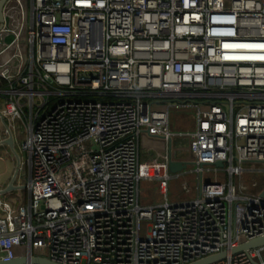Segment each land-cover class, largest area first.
<instances>
[{
    "label": "built area",
    "instance_id": "1",
    "mask_svg": "<svg viewBox=\"0 0 264 264\" xmlns=\"http://www.w3.org/2000/svg\"><path fill=\"white\" fill-rule=\"evenodd\" d=\"M261 45L264 0H9L0 146L14 179L28 172V198H0V261L188 264L228 250L211 264H264V246L230 253L264 234V187L243 166L264 164ZM180 107L195 109L193 130L172 131ZM170 160L195 165V197L168 201L185 169ZM143 179L166 199L141 204Z\"/></svg>",
    "mask_w": 264,
    "mask_h": 264
},
{
    "label": "rangeland",
    "instance_id": "2",
    "mask_svg": "<svg viewBox=\"0 0 264 264\" xmlns=\"http://www.w3.org/2000/svg\"><path fill=\"white\" fill-rule=\"evenodd\" d=\"M170 127L173 132H182L186 130H193L195 128V109L194 108H171L170 110ZM22 138L18 139L21 140ZM18 148V147H17ZM14 158V160H13ZM15 161V162H14ZM244 168L254 169L252 174L245 176V180L249 185L254 181L259 183V189L264 187V164L256 161H248L243 163ZM25 168V167H24ZM22 168V169H24ZM17 169V159L14 151L10 148V152L2 150L0 155V175L9 176L13 183H17L22 178V170L18 171L17 177L14 179V173ZM195 169L194 164H189L180 175L175 176L171 173L172 178L169 181V192L168 201L176 202L185 198H193L196 196L195 185L197 184L198 177L192 171ZM204 177L206 180L215 178L213 173L208 171L205 172ZM219 179H225L226 175L220 173ZM187 182L191 188V192L188 194L184 193L183 183ZM17 192V193H16ZM26 196V190L17 189L15 194L12 196L17 201L19 198L22 200ZM166 199V195L160 192V182L158 179H143L140 183V203L143 205H158ZM264 255V253H263Z\"/></svg>",
    "mask_w": 264,
    "mask_h": 264
},
{
    "label": "water",
    "instance_id": "3",
    "mask_svg": "<svg viewBox=\"0 0 264 264\" xmlns=\"http://www.w3.org/2000/svg\"><path fill=\"white\" fill-rule=\"evenodd\" d=\"M8 1L9 0H0V30L3 28L4 23H5V6H6ZM6 143L12 147L13 146V138L9 137L6 140ZM223 164H224V162L222 160L215 162V165L219 166V167H222ZM186 167H187L186 162L173 161V160L169 161V169L171 172H177V171H180ZM17 187H21V186H16L13 183V181H11L7 187L0 189V195L4 194V193H6L12 189H15ZM263 246H264V234L260 235V236H256L254 238H251L248 241H245V242L241 243L240 245L232 248L230 253L235 254V253H238L241 251H246V250H249L252 248H258V247H263ZM228 255H229V251L223 250L219 253L198 259V260L190 262L188 264H211V263L217 262L219 260H222L224 258H227ZM24 261L25 260L23 258H17V259H12L9 261H0V264H18V263H22ZM32 261L34 263H41V264H60V263L53 262L51 260H48L45 258H40V257H33Z\"/></svg>",
    "mask_w": 264,
    "mask_h": 264
},
{
    "label": "crops",
    "instance_id": "4",
    "mask_svg": "<svg viewBox=\"0 0 264 264\" xmlns=\"http://www.w3.org/2000/svg\"><path fill=\"white\" fill-rule=\"evenodd\" d=\"M20 138H22L21 134L18 135V138L16 140L19 142L20 140H18V139H20ZM2 150H5V152L9 153L10 152V147H8L7 145H1L0 146V155L2 154ZM13 160H14V158H13ZM27 174H28V172L25 170V173L22 174V178H20V180L17 183H14L16 186H21V187H17L15 189H12V190L0 195V198L3 199V200H9V201H12V202H15V203L21 202L22 200L26 201L27 198H28V192H27V190L25 188L22 187V185H24L25 182H26ZM11 181H13V180L9 176H7V174L6 175H0V189L7 187L8 184ZM17 189L26 190V196H24V199L21 200L19 198V200L16 201L14 199V197L12 198V196L15 194V191Z\"/></svg>",
    "mask_w": 264,
    "mask_h": 264
},
{
    "label": "snow or ice",
    "instance_id": "5",
    "mask_svg": "<svg viewBox=\"0 0 264 264\" xmlns=\"http://www.w3.org/2000/svg\"><path fill=\"white\" fill-rule=\"evenodd\" d=\"M259 47H264V45H261V46H259Z\"/></svg>",
    "mask_w": 264,
    "mask_h": 264
}]
</instances>
